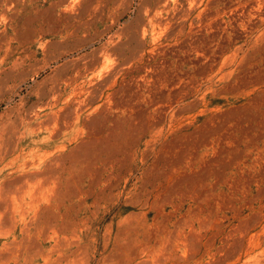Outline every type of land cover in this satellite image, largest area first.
Returning <instances> with one entry per match:
<instances>
[{"label":"rangeland","instance_id":"374dc122","mask_svg":"<svg viewBox=\"0 0 264 264\" xmlns=\"http://www.w3.org/2000/svg\"><path fill=\"white\" fill-rule=\"evenodd\" d=\"M169 1L0 0V264H264V0Z\"/></svg>","mask_w":264,"mask_h":264},{"label":"bare ground","instance_id":"6f19581e","mask_svg":"<svg viewBox=\"0 0 264 264\" xmlns=\"http://www.w3.org/2000/svg\"><path fill=\"white\" fill-rule=\"evenodd\" d=\"M165 2H164V4H168L170 1L169 0H164ZM229 1V0H228ZM234 1H236V0H234ZM242 1V0H241ZM258 0H256V2H257ZM260 1V0H259ZM258 1V2H259ZM56 2V1H55ZM77 2V1H76ZM76 2H75V4H76ZM179 2H181V14H182V17H181V15H179L181 18H182V20H181V29H179V30H181V33L183 34V36L185 35V36H188L190 33H192V31H193V29H194V25H195V22L194 21H190V17L192 16V15H196V17H199L200 15H201V13H202V11H197V8H198V5L200 4V0H180ZM203 2V1H202ZM201 2V3H202ZM216 2V1H215ZM219 2H221V1H219ZM243 2V1H242ZM261 2V1H260ZM259 2V3H260ZM207 3V2H206ZM214 3V2H213ZM237 3V2H236ZM244 3V2H243ZM73 4V3H72ZM242 4V3H241ZM254 4V3H253ZM252 4V5H253ZM256 4V3H255ZM36 5V4H35ZM258 6H256L257 8L259 7V4H257ZM70 6V5H69ZM177 6V5H176ZM236 6V5H235ZM247 6V5H246ZM21 7V6H20ZM27 7V6H26ZM40 7V6H39ZM260 7H262V5H261V3H260ZM259 7V8H260ZM264 7V6H263ZM209 8V7H208ZM226 8V7H225ZM251 8V7H250ZM257 8H255L256 10H254V11H257ZM258 8V9H259ZM73 9H74V7H73ZM77 9V8H76ZM161 9H163V8H161ZM178 9V8H177ZM229 9V8H228ZM242 9H244V8H238V7H236V8H234L233 10H231L230 11V14L232 15V14H235V13H238L239 12V10H241L242 11V13L244 12V10H242ZM247 9V8H246ZM158 10V9H157ZM166 10V9H165ZM201 10H202V8H201ZM222 10V9H221ZM220 10V11H221ZM5 11V10H4ZM158 11H160V10H158ZM162 11V10H161ZM219 11V10H218ZM144 12V11H143ZM157 12V11H156ZM222 12V11H221ZM246 12H247V10H246ZM245 12V13H246ZM252 12V11H251ZM179 13V12H178ZM258 13H263V10L261 11V12H258ZM155 14V13H154ZM161 14V13H160ZM177 14V13H176ZM219 14V13H218ZM224 14V13H223ZM229 14V13H228ZM244 14V13H243ZM261 14H259V15H261ZM5 15V14H4ZM152 15V14H151ZM174 15V14H173ZM237 15V14H236ZM245 15V14H244ZM249 15V14H248ZM101 16V15H100ZM154 16V15H153ZM232 16H234V15H232ZM247 16V15H246ZM263 16V15H262ZM72 17V16H71ZM168 17V16H167ZM195 17V16H194ZM245 17V16H244ZM259 17V16H258ZM257 17V18H258ZM153 18V17H152ZM160 19V18H159ZM161 19H162V17H161ZM166 20V19H165ZM168 20V19H167ZM81 21V20H80ZM258 21H263V20H259L258 19ZM223 22V21H222ZM154 23V22H153ZM159 22H157L156 24H158ZM85 24V23H84ZM88 24V23H87ZM160 24V23H159ZM173 25V24H172ZM212 25V24H211ZM160 26V25H159ZM158 26V27H159ZM197 27V26H196ZM195 27V28H196ZM204 27V26H203ZM213 27V26H212ZM150 28V27H149ZM161 28V27H160ZM164 28H168V27H164ZM163 28V29H164ZM162 29V28H161ZM209 29V28H208ZM252 29V28H251ZM145 30V29H144ZM157 30V29H156ZM143 31V30H142ZM148 31H149V29H148ZM161 30H159V34H162L161 32H160ZM146 32H147V30H146ZM163 32V31H162ZM158 34V35H159ZM195 34V33H194ZM143 35V34H142ZM168 36V35H167ZM204 36V35H203ZM153 37V36H152ZM170 37V36H169ZM168 37V38H169ZM139 38V37H138ZM204 38V37H203ZM158 39V38H157ZM193 39V38H192ZM186 40H187V38H186ZM197 40V39H196ZM195 40V41H196ZM138 41V40H137ZM156 41V40H155ZM183 42V41H182ZM191 42V41H190ZM193 42V41H192ZM140 43V42H139ZM196 43V42H195ZM103 45V44H102ZM184 45V44H183ZM187 45V44H186ZM186 45H184V46H186ZM191 45V44H190ZM193 45H195V44H193ZM193 45H192V47H193ZM47 46V45H46ZM125 46V45H124ZM257 48V47H256ZM46 49V48H45ZM44 49V50H45ZM136 50V49H135ZM155 50V49H154ZM185 50V49H184ZM153 51V50H152ZM197 51V50H196ZM210 51V50H209ZM199 52V51H198ZM45 54V53H44ZM123 54V53H122ZM140 54V53H139ZM144 56V55H143ZM59 57V56H58ZM138 57V56H137ZM113 58V57H112ZM110 60V59H109ZM134 60V59H133ZM84 61V60H83ZM181 61V60H180ZM89 62V61H88ZM104 63V62H103ZM121 66V65H120ZM91 67V66H90ZM124 67V66H123ZM128 68V67H127ZM37 69V68H36ZM90 69V68H89ZM157 69V68H156ZM119 70V69H118ZM123 70V69H122ZM58 72V71H57ZM120 72V71H119ZM152 73V72H151ZM39 74V73H38ZM103 74V73H102ZM119 74V73H118ZM160 74V73H159ZM116 75V74H115ZM134 75V74H133ZM144 75V74H143ZM153 76V75H152ZM134 77V76H133ZM137 77V76H136ZM140 77V76H139ZM146 77V76H145ZM72 79V78H71ZM74 79V78H73ZM67 80V79H66ZM126 82H128V81H126ZM82 85H83V83H82ZM69 86V85H68ZM61 90V89H60ZM56 94V93H55ZM49 100V99H48ZM58 100H59V98H58ZM46 105V104H45ZM81 105V104H80ZM69 106V105H68ZM80 108V107H79ZM78 107H77V109H79ZM36 109V108H35ZM68 109V108H67ZM76 109V108H75ZM81 109V108H80ZM57 110V109H56ZM71 112V111H70ZM78 112V111H77ZM61 114V113H60ZM71 114V113H70ZM18 115V114H17ZM32 117V116H31ZM51 117V116H50ZM53 117V116H52ZM54 117H56V115L54 116ZM75 118V117H74ZM52 119V118H51ZM49 121V120H48ZM40 124V123H39ZM47 124V123H46ZM49 125V124H48ZM47 125V126H48ZM64 125V124H63ZM62 125V126H63ZM5 127H6V125H5ZM32 127V126H31ZM36 127V126H35ZM42 128V127H41ZM37 130V129H36ZM42 133V132H41ZM59 133V132H58ZM29 136V135H28ZM25 139V138H24ZM33 152V151H32ZM27 154V153H26ZM36 154V153H35ZM29 159V158H28ZM36 167V166H35ZM20 171V170H19ZM24 175V174H23ZM26 183V182H25ZM10 184V183H9ZM25 185V184H24ZM24 188V187H23ZM15 191V190H14ZM11 193V192H10ZM10 195V194H9ZM8 197H6V199H7ZM1 208V207H0ZM36 215V214H35ZM26 226V225H25ZM28 229H29V227H28ZM22 231V230H21ZM234 232V231H233ZM1 233V232H0ZM242 233V232H241ZM256 233V232H255ZM232 234V233H231ZM230 234V235H231ZM194 237V236H193ZM256 237V236H255ZM185 241V240H184ZM208 243V242H207ZM5 246V245H4ZM54 246V245H53ZM191 247V246H190ZM51 248V247H50ZM55 248V247H54ZM20 249V248H19ZM16 250V249H15ZM55 250V249H54ZM196 250V249H195ZM1 252V251H0ZM6 252V251H5ZM54 252V251H53ZM166 254V253H165ZM20 256V255H19ZM184 256V255H183ZM171 258V257H170ZM175 258V257H174ZM9 261V260H8ZM178 264V263H177Z\"/></svg>","mask_w":264,"mask_h":264}]
</instances>
